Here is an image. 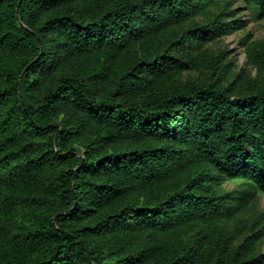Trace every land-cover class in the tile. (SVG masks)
Segmentation results:
<instances>
[{
    "label": "trees",
    "instance_id": "obj_1",
    "mask_svg": "<svg viewBox=\"0 0 264 264\" xmlns=\"http://www.w3.org/2000/svg\"><path fill=\"white\" fill-rule=\"evenodd\" d=\"M207 4L0 0V264H264L256 233L229 257L222 231L264 193V88L153 95L193 68L187 37L114 69ZM247 59L263 67L264 47ZM221 177L249 184L226 195Z\"/></svg>",
    "mask_w": 264,
    "mask_h": 264
},
{
    "label": "rangeland",
    "instance_id": "obj_2",
    "mask_svg": "<svg viewBox=\"0 0 264 264\" xmlns=\"http://www.w3.org/2000/svg\"><path fill=\"white\" fill-rule=\"evenodd\" d=\"M257 16V8L243 0H208L206 8L185 24L166 30L147 44H136L126 49L114 69L126 71L132 63L154 58L171 42L187 37L199 46L197 54L190 57L194 62L193 68L154 84L153 95H172L196 85L226 88L234 97L250 95L264 88V66H254L247 59L250 48L264 47V20H257ZM215 22H220L224 28L217 30L212 38L204 36L202 40H196L194 35L187 36L195 34L198 28L209 29ZM73 147H80V143L75 142ZM80 151L83 152L82 147ZM215 175L220 178L216 172ZM221 179L219 190L226 195H236L249 184L243 179ZM222 231L229 257L242 245L249 244L248 238L255 233L254 252L248 257L264 254V193L257 191V201L236 219L224 222ZM195 241L193 234H185L180 237L179 244L184 248Z\"/></svg>",
    "mask_w": 264,
    "mask_h": 264
}]
</instances>
